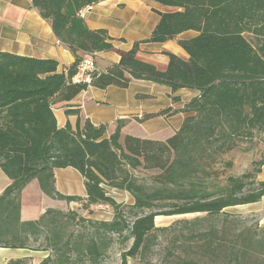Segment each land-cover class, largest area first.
Masks as SVG:
<instances>
[{"label":"trees","instance_id":"trees-1","mask_svg":"<svg viewBox=\"0 0 264 264\" xmlns=\"http://www.w3.org/2000/svg\"><path fill=\"white\" fill-rule=\"evenodd\" d=\"M102 1L31 0L74 56L65 72H58L52 59L0 52V170L11 181L0 195V248L49 251L39 264H98L116 241L121 246L131 241L119 254L120 264H128V258L157 245L159 234L169 233L168 255L179 249L185 264H264V226L255 215L225 211L264 196V181L256 180L264 161L253 172L232 176L227 171L233 163L224 159L242 140L264 142V0H151L177 10L159 13L145 42L174 40L188 59L168 54L161 72L137 59L134 43L89 84L74 83L84 59L114 50L106 31L89 29L80 15ZM186 31L197 35L178 40ZM133 81L172 92L199 91L185 105L189 116L173 136L165 141L122 136L120 121L110 134L89 120L75 129L57 126L54 104L69 102L90 86L125 89ZM66 167L83 177L84 199L56 192L54 170ZM33 179L51 198L79 201L87 210L109 206L113 217L92 220L48 209L37 221L23 222L20 194ZM110 189L127 192L132 204L117 203ZM184 214L199 216L154 226L158 216Z\"/></svg>","mask_w":264,"mask_h":264},{"label":"crops","instance_id":"crops-1","mask_svg":"<svg viewBox=\"0 0 264 264\" xmlns=\"http://www.w3.org/2000/svg\"><path fill=\"white\" fill-rule=\"evenodd\" d=\"M176 10L151 0H104L84 9L83 18L87 27L105 30L114 48L98 53L94 60L96 71L102 73L110 65L118 64V52L130 50L134 43H138L137 59L151 64L158 71L166 70L168 54L186 61L188 55L174 40L145 42L159 21V13ZM196 35L194 31H186L179 34L177 39L190 40ZM0 52L55 60L58 72H65L74 62V56L58 43L49 22L39 16L31 0H0ZM198 96L197 90L179 89L172 92L163 85L133 81L125 89L112 85L104 89L90 86L69 102L54 104L52 111L59 128L69 124L75 129L78 122L82 124L89 120L96 126L104 125L110 134L120 121L122 136L165 141L180 129L185 117L189 116L183 110L185 105ZM256 180L264 181V165ZM10 183V179L0 170V195ZM54 187L62 196L86 197L84 179L71 167L54 170ZM128 196L126 199L132 200ZM79 205V201L66 202L47 196L37 180L33 179L20 194V220L37 221L48 209L64 211L69 207L72 210ZM225 211L242 216L255 215L258 225L264 226V196L257 202L229 207ZM47 256L49 251L0 248V264L22 259H27L28 264H39Z\"/></svg>","mask_w":264,"mask_h":264},{"label":"rangeland","instance_id":"rangeland-1","mask_svg":"<svg viewBox=\"0 0 264 264\" xmlns=\"http://www.w3.org/2000/svg\"><path fill=\"white\" fill-rule=\"evenodd\" d=\"M224 159L233 163L232 168L227 171L229 175L240 176L246 172H253L258 167L257 163L264 161V142L259 137L254 138L252 141L242 140L238 143L236 148L224 156ZM109 194L117 203L122 205H130L129 203L132 201L130 198L126 199V197H129L127 192L122 191L116 193V191H111ZM69 211H75L78 215L92 220L109 221L113 217V209L104 205L93 206L87 210L80 204L77 208L73 207L72 210L68 207L63 212L67 213ZM196 216H199V214L159 216L156 221L154 219V226L159 228L168 227L177 220L192 219ZM248 218L252 219V217ZM158 237L157 245L153 246L152 249L144 255L128 258V264H185L187 258L185 257V253L179 249L173 250V257L168 255V250L171 248L168 243V240H170L169 233H165L164 235L159 234ZM130 244L131 241L121 246V244L116 241L107 258L98 264H120V251L123 248H128ZM193 256L194 255L189 254V257Z\"/></svg>","mask_w":264,"mask_h":264},{"label":"built area","instance_id":"built-area-1","mask_svg":"<svg viewBox=\"0 0 264 264\" xmlns=\"http://www.w3.org/2000/svg\"><path fill=\"white\" fill-rule=\"evenodd\" d=\"M91 6L86 7L85 9H89ZM80 15L83 17L84 9L80 11ZM59 43V41H58ZM97 53H92L86 59H84L77 67V73L73 77L74 83H85L89 84L91 81V76L96 72L94 67L93 57L97 56Z\"/></svg>","mask_w":264,"mask_h":264},{"label":"bare ground","instance_id":"bare-ground-1","mask_svg":"<svg viewBox=\"0 0 264 264\" xmlns=\"http://www.w3.org/2000/svg\"><path fill=\"white\" fill-rule=\"evenodd\" d=\"M159 217V216H158ZM156 218V217H155Z\"/></svg>","mask_w":264,"mask_h":264}]
</instances>
